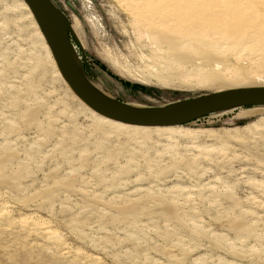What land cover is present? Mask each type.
Listing matches in <instances>:
<instances>
[{"label":"rangeland","instance_id":"obj_1","mask_svg":"<svg viewBox=\"0 0 264 264\" xmlns=\"http://www.w3.org/2000/svg\"><path fill=\"white\" fill-rule=\"evenodd\" d=\"M51 1L81 73L113 103L158 111L264 88L263 39H186L180 59L135 0ZM228 1L264 23L262 0ZM27 8L0 0V264H264V106L114 126L60 76Z\"/></svg>","mask_w":264,"mask_h":264},{"label":"bare ground","instance_id":"obj_2","mask_svg":"<svg viewBox=\"0 0 264 264\" xmlns=\"http://www.w3.org/2000/svg\"><path fill=\"white\" fill-rule=\"evenodd\" d=\"M148 1L151 2V5L149 4ZM163 1L165 2L166 6H168L169 8L170 7L173 8L172 12H165L164 9H160L162 8L161 5L159 6V4H162V3H159L160 1L157 2L158 4L154 2L153 0H135V2H126V1L124 2H126V6L129 8L132 14H134L140 20L146 22L149 29L153 30L154 32L158 31V35L160 36L162 40V44L174 49L175 54L177 56H181L180 59H183L184 56L180 55L179 53L182 54V51L191 47L190 42H192V44L194 42L198 43L200 41L210 42V43L220 46V44L224 41L239 43L241 45V44H246L247 42H250V43L254 41L260 42L261 39L264 40V23L256 27H252L251 25L253 22L250 23V19L246 18L244 13L236 11L235 10L236 7L228 0H163ZM239 1L240 0H238V2ZM262 1L264 2V0ZM24 3L27 5L25 0H24ZM155 6H157V9H155ZM27 7L32 17L34 18L28 5ZM259 7L264 8V3H260ZM147 8L149 9L148 12L146 11ZM258 17L260 18V16ZM35 23H36L35 25H37L38 31H40V28L36 20H35ZM67 28L70 30L68 32L69 36L71 35V38L75 40L78 45L80 44L81 46V43L78 37L76 36L73 28L69 26ZM41 38L46 42L42 32H41ZM69 38L70 37H68V39ZM186 39H189L190 42L186 41ZM69 43H70L73 63L75 65V68L81 75V78L83 79V81L96 95H98L99 97L103 99L109 100L107 91L103 88V86L100 83H93L92 81L85 79V77L81 73L82 66H81L80 58L76 55V52L74 50L73 45L70 42V39H69ZM221 47L222 46H220V48ZM49 51H50L51 56L53 57L50 48H49ZM53 59L55 61L54 57ZM55 64H56V61H55ZM56 67H57V64H56ZM79 67L81 70L79 69ZM57 70L60 76L63 78L58 67H57ZM63 80L66 82L64 78ZM212 81H216V80L213 79ZM66 84L69 86L67 82ZM69 88L71 89L70 86ZM244 89H247V88H244ZM232 90H235V89H232ZM78 99L80 98L78 97ZM81 102L83 101L81 100ZM85 105L95 114H98L93 109H91L87 104ZM239 105L240 104L224 107L217 111L219 112L222 110H227L230 107H235ZM242 105H252V104H242ZM252 106H262V105H252ZM100 118L104 120L105 122L114 124V126H117L119 128H135V129L154 128V129L170 130L172 127L184 126V125H178V126H168V127H141V126H133L129 124H123L120 122L112 121L101 115H100ZM202 118H199L197 120H200ZM195 121H192V122H195Z\"/></svg>","mask_w":264,"mask_h":264},{"label":"water","instance_id":"obj_3","mask_svg":"<svg viewBox=\"0 0 264 264\" xmlns=\"http://www.w3.org/2000/svg\"><path fill=\"white\" fill-rule=\"evenodd\" d=\"M49 46L57 67L73 92L101 116L141 127L185 125L221 108L252 104L264 106V88L235 89L210 94L200 100L158 111L131 109L96 95L83 81L73 63L69 34L63 14L50 0H25Z\"/></svg>","mask_w":264,"mask_h":264},{"label":"trees","instance_id":"obj_4","mask_svg":"<svg viewBox=\"0 0 264 264\" xmlns=\"http://www.w3.org/2000/svg\"><path fill=\"white\" fill-rule=\"evenodd\" d=\"M75 41V40H74ZM76 42V41H75ZM78 45V44H77ZM142 89H144V88H142Z\"/></svg>","mask_w":264,"mask_h":264}]
</instances>
